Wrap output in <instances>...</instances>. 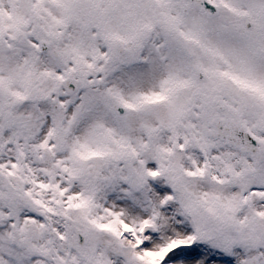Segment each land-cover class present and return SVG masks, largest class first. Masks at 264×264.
Wrapping results in <instances>:
<instances>
[{
	"label": "snow or ice",
	"instance_id": "obj_1",
	"mask_svg": "<svg viewBox=\"0 0 264 264\" xmlns=\"http://www.w3.org/2000/svg\"><path fill=\"white\" fill-rule=\"evenodd\" d=\"M0 264H264V0H0Z\"/></svg>",
	"mask_w": 264,
	"mask_h": 264
}]
</instances>
